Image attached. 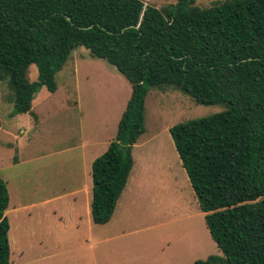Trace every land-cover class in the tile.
Instances as JSON below:
<instances>
[{"label":"trees","instance_id":"obj_1","mask_svg":"<svg viewBox=\"0 0 264 264\" xmlns=\"http://www.w3.org/2000/svg\"><path fill=\"white\" fill-rule=\"evenodd\" d=\"M176 0H0V82L11 116L84 48L123 76L131 96L117 132L91 165V216L107 224L133 167L151 89H178L215 115L172 126L170 137L221 256L194 264H264V0L208 8ZM36 68L35 80H30ZM9 205L0 179V264L10 263Z\"/></svg>","mask_w":264,"mask_h":264},{"label":"rangeland","instance_id":"obj_2","mask_svg":"<svg viewBox=\"0 0 264 264\" xmlns=\"http://www.w3.org/2000/svg\"><path fill=\"white\" fill-rule=\"evenodd\" d=\"M141 1L158 9L176 3ZM221 1L196 0L194 5L208 8ZM29 70L34 72L29 81L35 80L36 68ZM55 81V92L42 88L36 94L33 115L15 116L10 93L0 82V126L16 127L17 134L22 129L25 141L19 154L6 146L1 152L0 179L9 194V264H194L221 256L168 129L224 107L198 105L172 87L151 89L144 103V133L132 149L128 185L112 220L98 226L86 221L84 195H65L92 184L89 160L114 139L131 87L84 48L71 53ZM11 138L4 137V143ZM33 204L40 205L30 208ZM75 214L84 221H75Z\"/></svg>","mask_w":264,"mask_h":264},{"label":"crops","instance_id":"obj_3","mask_svg":"<svg viewBox=\"0 0 264 264\" xmlns=\"http://www.w3.org/2000/svg\"><path fill=\"white\" fill-rule=\"evenodd\" d=\"M33 112V111H32ZM18 126V125H17ZM16 127L13 129L12 127H11V125L9 126V127H7V128H5V127H1L0 126V163L2 162V159H1V152L3 151V149H4V146H6L7 147V149L8 150H12V149H14V151L16 152V153H20V151H21V149L23 148V147H25V141L22 139V137H21V131H22V129H20V131H19V134H17L16 133ZM168 132H169V129H168ZM6 136H9V137H12L10 140L11 141H9V144H6V143H4V140H3V138L4 137H6ZM3 143V144H2ZM110 143V142H109ZM109 143H108V145H109ZM12 144L14 145V147L13 148H11L10 146H12ZM174 145V144H173ZM134 147H135V145H134ZM107 149V148H106ZM106 149H105V151H106ZM104 151V152H105ZM176 151V150H175ZM103 152V153H104ZM102 153V154H103ZM101 154V155H102ZM100 156V155H99ZM99 156H97V157H99ZM97 157H92L90 160H89V163H91L90 164V166L92 165V162L97 158ZM179 158V157H178ZM16 160H17V158L16 157H14L13 159H12V163H16ZM133 168V167H132ZM91 170V169H90ZM132 171V170H131ZM131 173V172H130ZM179 174V173H178ZM177 178V177H176ZM128 179H129V177H128ZM178 179L179 180H181V176L180 175H178ZM91 181H92V177H91ZM128 181L129 180H127V183H126V186L128 185ZM92 184L91 185H89V183H87L86 185H84V186H82L81 188H79V189H77V190H74V191H72V192H69L68 194H66L65 196H76V195H79V194H81V195H84L83 196V198H84V201L86 202V205H85V215H86V217H87V219H86V221H87V223H89V221H90V219H91V221H92V223L94 224V225H96L94 222H93V220H92V216H91V201H92ZM125 186V187H126ZM8 190V189H7ZM124 190H125V188H124ZM123 190V191H124ZM122 191V192H123ZM124 193V192H123ZM123 193H121V195H120V197H122V195H123ZM119 197V198H120ZM59 198H61V196H58L56 199H59ZM49 200L50 199H48V200H45L44 202H42V203H40V204H43V203H47V202H49ZM52 200H54V199H52ZM40 204H33V205H31L30 206V208H33V207H36V206H39ZM68 210H69V208H68ZM6 213V212H5ZM114 213V212H113ZM75 217V221H81V220H83L84 221V217L82 216V215H80V214H75L74 215ZM112 216H114V215H112ZM112 218L113 217H111V219H110V221L112 220ZM109 221V222H110ZM108 222V223H109ZM106 225V224H105ZM98 226H103V225H98Z\"/></svg>","mask_w":264,"mask_h":264}]
</instances>
